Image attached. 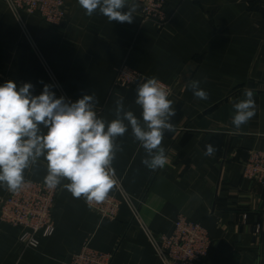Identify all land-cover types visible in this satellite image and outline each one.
Here are the masks:
<instances>
[{
  "label": "crops",
  "instance_id": "0c3cea01",
  "mask_svg": "<svg viewBox=\"0 0 264 264\" xmlns=\"http://www.w3.org/2000/svg\"><path fill=\"white\" fill-rule=\"evenodd\" d=\"M136 3L129 24L88 17L78 0H66L69 15L54 26L0 0V85L31 83L39 95L47 84L72 102L94 92L98 114L109 121L119 94L140 117L137 85L116 84L128 64L169 83L176 109L175 131L162 141L163 169L142 164L145 152L131 129L117 141L123 151L110 192L122 200L116 219H103L83 197L60 188L56 230L41 235L38 248L25 250L20 230L0 218V264H68L85 243L113 253L111 264H165L148 232L171 233L180 215L210 234L201 264H264V186L244 177L250 151L264 150V0H168L164 27L142 22ZM192 79L201 81L207 100L194 97ZM245 89L254 92L256 115L237 130L233 104ZM209 143L217 149L213 157L203 154ZM46 174L41 160L25 180L44 181ZM8 194L0 187V195Z\"/></svg>",
  "mask_w": 264,
  "mask_h": 264
},
{
  "label": "clouds",
  "instance_id": "9594fccd",
  "mask_svg": "<svg viewBox=\"0 0 264 264\" xmlns=\"http://www.w3.org/2000/svg\"><path fill=\"white\" fill-rule=\"evenodd\" d=\"M78 4L88 17L99 14L109 22L129 24L139 7L136 0H78ZM187 87L195 98H209L200 80H190ZM33 89L31 83L18 86L12 80L0 85V187L5 190L19 191L26 182V170L42 160L48 188L60 187L75 199L83 197L89 206L102 203L117 180L113 163L123 151L117 141L129 129L145 152L142 164L146 168L156 171L168 163L162 141L165 132L175 131L171 121L176 109L169 99L171 89L158 78L145 77L137 83L134 103L141 109L140 117L117 94L111 121L98 114L94 92L72 102L58 98L47 84L39 95ZM233 109L231 123L239 130L256 115L253 90L245 89L244 99L234 103ZM216 151L209 143L203 154L213 157Z\"/></svg>",
  "mask_w": 264,
  "mask_h": 264
},
{
  "label": "built area",
  "instance_id": "2783aa9c",
  "mask_svg": "<svg viewBox=\"0 0 264 264\" xmlns=\"http://www.w3.org/2000/svg\"><path fill=\"white\" fill-rule=\"evenodd\" d=\"M11 9L19 14L26 12L39 15L45 22L59 26L69 15L66 0H4ZM142 4L140 16L142 22H152L159 27L168 24L170 16L167 12L168 0H137ZM127 72L128 74H124ZM116 77V84L133 86L141 82L146 76L139 70L124 64L120 67ZM161 81V80H160ZM171 89L169 83L161 81ZM244 177L253 183L264 186V150L250 151L244 164ZM23 187L8 195H0V218L2 221L25 230L19 235V242L23 248H35L40 245V235L51 236L56 230L54 209L57 202L59 187L50 189L44 181L25 180ZM122 200L110 195L102 203H93L91 208L103 219L117 218ZM152 238L157 253L165 264H201L208 256L212 247V239L205 226L199 221H190L180 215L174 223L171 233L154 235ZM113 253L102 252L85 243L78 253L73 254L68 264H111Z\"/></svg>",
  "mask_w": 264,
  "mask_h": 264
},
{
  "label": "rangeland",
  "instance_id": "374dc122",
  "mask_svg": "<svg viewBox=\"0 0 264 264\" xmlns=\"http://www.w3.org/2000/svg\"><path fill=\"white\" fill-rule=\"evenodd\" d=\"M130 66V65H129ZM118 76V75H117ZM160 80V79H159ZM162 81V80H161ZM135 85H137V84H135ZM135 85H133V86H135ZM249 157V156H248ZM248 159V158H247ZM59 192H60V187H59ZM58 192V193H59ZM92 209V208H91ZM25 225H29V224H27V222H24L23 224H21L20 226H19V228L18 227H16V228H18L19 230H20V233H21V231L23 230H25V228L24 227H22V226H25ZM40 237H41V235H40ZM39 237V238H40ZM40 245H38L37 247H35V248H24L25 250H27V249H36V248H38Z\"/></svg>",
  "mask_w": 264,
  "mask_h": 264
}]
</instances>
